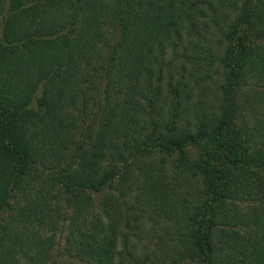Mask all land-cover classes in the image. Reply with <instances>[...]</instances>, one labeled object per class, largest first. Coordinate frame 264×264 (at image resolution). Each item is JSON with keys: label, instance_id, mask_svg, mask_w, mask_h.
I'll return each mask as SVG.
<instances>
[{"label": "trees", "instance_id": "1", "mask_svg": "<svg viewBox=\"0 0 264 264\" xmlns=\"http://www.w3.org/2000/svg\"><path fill=\"white\" fill-rule=\"evenodd\" d=\"M0 264H264V0H0Z\"/></svg>", "mask_w": 264, "mask_h": 264}, {"label": "rangeland", "instance_id": "2", "mask_svg": "<svg viewBox=\"0 0 264 264\" xmlns=\"http://www.w3.org/2000/svg\"><path fill=\"white\" fill-rule=\"evenodd\" d=\"M195 98H196V96L193 97V101H195ZM188 150H189L188 153H189L190 156H196V152H195V150L193 148H190Z\"/></svg>", "mask_w": 264, "mask_h": 264}]
</instances>
